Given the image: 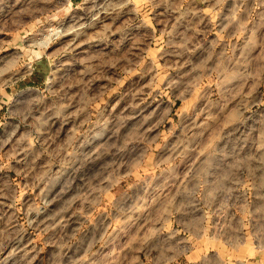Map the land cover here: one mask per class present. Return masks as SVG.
Masks as SVG:
<instances>
[{
    "label": "rangeland",
    "instance_id": "1",
    "mask_svg": "<svg viewBox=\"0 0 264 264\" xmlns=\"http://www.w3.org/2000/svg\"><path fill=\"white\" fill-rule=\"evenodd\" d=\"M0 264H264V0H0Z\"/></svg>",
    "mask_w": 264,
    "mask_h": 264
},
{
    "label": "bare ground",
    "instance_id": "2",
    "mask_svg": "<svg viewBox=\"0 0 264 264\" xmlns=\"http://www.w3.org/2000/svg\"><path fill=\"white\" fill-rule=\"evenodd\" d=\"M82 33V32H81ZM79 34V33H78Z\"/></svg>",
    "mask_w": 264,
    "mask_h": 264
}]
</instances>
